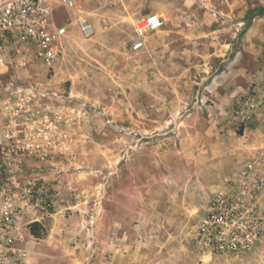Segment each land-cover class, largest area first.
Here are the masks:
<instances>
[{
    "label": "rangeland",
    "instance_id": "374dc122",
    "mask_svg": "<svg viewBox=\"0 0 264 264\" xmlns=\"http://www.w3.org/2000/svg\"><path fill=\"white\" fill-rule=\"evenodd\" d=\"M261 7L77 0L94 34L72 32L52 67L9 69L21 93L13 109L0 101V129L13 135L0 203L18 210V264H264V232L241 255L194 240L209 197L264 159ZM149 12L163 24L130 51ZM259 202L264 213V189Z\"/></svg>",
    "mask_w": 264,
    "mask_h": 264
},
{
    "label": "built area",
    "instance_id": "2783aa9c",
    "mask_svg": "<svg viewBox=\"0 0 264 264\" xmlns=\"http://www.w3.org/2000/svg\"><path fill=\"white\" fill-rule=\"evenodd\" d=\"M162 24L157 13L145 14L135 25L130 51L142 49L148 35ZM72 32L83 37L94 34L77 0H0V101L5 109H13L10 100L21 93L15 79L6 81L9 69L31 62L52 67L63 57ZM12 137L6 127L0 129V158L5 147L13 146ZM263 189L264 159H250L204 205L194 237L198 248L211 255L248 252L264 232L259 202ZM18 217L16 206L0 203V264H18L25 258L14 245Z\"/></svg>",
    "mask_w": 264,
    "mask_h": 264
},
{
    "label": "trees",
    "instance_id": "16d2710c",
    "mask_svg": "<svg viewBox=\"0 0 264 264\" xmlns=\"http://www.w3.org/2000/svg\"><path fill=\"white\" fill-rule=\"evenodd\" d=\"M261 12H264V7H261ZM253 11V10H252ZM39 222L34 221L31 224H29V231L31 234H33L35 237L41 236V232L39 231Z\"/></svg>",
    "mask_w": 264,
    "mask_h": 264
},
{
    "label": "crops",
    "instance_id": "0c3cea01",
    "mask_svg": "<svg viewBox=\"0 0 264 264\" xmlns=\"http://www.w3.org/2000/svg\"><path fill=\"white\" fill-rule=\"evenodd\" d=\"M196 244V243H195Z\"/></svg>",
    "mask_w": 264,
    "mask_h": 264
}]
</instances>
